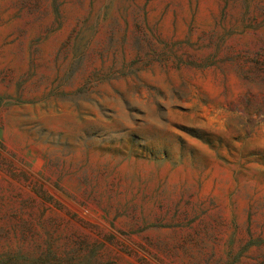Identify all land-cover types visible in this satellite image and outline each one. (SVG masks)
<instances>
[{
    "label": "rangeland",
    "instance_id": "1",
    "mask_svg": "<svg viewBox=\"0 0 264 264\" xmlns=\"http://www.w3.org/2000/svg\"><path fill=\"white\" fill-rule=\"evenodd\" d=\"M0 264H264V0H0Z\"/></svg>",
    "mask_w": 264,
    "mask_h": 264
}]
</instances>
